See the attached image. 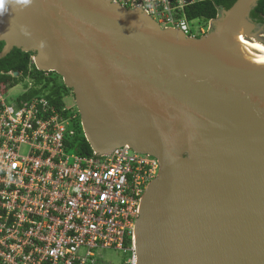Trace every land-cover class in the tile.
Instances as JSON below:
<instances>
[{
    "label": "water",
    "instance_id": "95a60500",
    "mask_svg": "<svg viewBox=\"0 0 264 264\" xmlns=\"http://www.w3.org/2000/svg\"><path fill=\"white\" fill-rule=\"evenodd\" d=\"M258 1L220 9L200 38L112 0H31L0 16V59L19 48L56 72L92 150L156 157L135 221L137 264H264Z\"/></svg>",
    "mask_w": 264,
    "mask_h": 264
},
{
    "label": "built area",
    "instance_id": "2783aa9c",
    "mask_svg": "<svg viewBox=\"0 0 264 264\" xmlns=\"http://www.w3.org/2000/svg\"><path fill=\"white\" fill-rule=\"evenodd\" d=\"M112 1L188 38L207 29L194 34L189 22L201 19L185 15L205 0ZM77 116L44 95L8 104L0 94V264H95L97 248L122 250L125 264H137L135 221L158 161L129 145L69 153Z\"/></svg>",
    "mask_w": 264,
    "mask_h": 264
},
{
    "label": "trees",
    "instance_id": "16d2710c",
    "mask_svg": "<svg viewBox=\"0 0 264 264\" xmlns=\"http://www.w3.org/2000/svg\"><path fill=\"white\" fill-rule=\"evenodd\" d=\"M236 0H205L194 3L185 8L187 19H201L205 22L214 19L220 9L227 10ZM249 19L257 27L264 25V0H259L249 11ZM4 42L0 41V51ZM33 52H25L19 48H13L4 58L0 59V85L6 83L11 78L10 72H17L18 76L32 80L31 87L24 92L20 100H27L34 96L44 95L48 100L61 107L62 99L71 92L67 88L62 78L54 71L44 72L38 70L32 62ZM14 78V77H13ZM17 83V80L14 81ZM74 134L67 141L68 150L78 155H90L92 149L86 140L79 114L72 123Z\"/></svg>",
    "mask_w": 264,
    "mask_h": 264
},
{
    "label": "rangeland",
    "instance_id": "374dc122",
    "mask_svg": "<svg viewBox=\"0 0 264 264\" xmlns=\"http://www.w3.org/2000/svg\"><path fill=\"white\" fill-rule=\"evenodd\" d=\"M219 13L220 12L218 11V14ZM200 25H203L204 28L207 27L204 34H207L208 30L210 32L212 28L210 27L208 29V23L204 22L203 20H192L189 22V26L194 34L198 32V27ZM261 29L264 30V26ZM201 36L202 35H200L198 38H200ZM15 80H17V83L14 82ZM32 83V80H30L29 78H23L21 76H18V74L13 73L11 74V78L8 79L6 83L0 85V94L8 104H11L12 102L20 98L21 95L31 87ZM62 102L66 107L72 109L73 111H77L72 92H70L68 95H65L62 99ZM72 152V150L69 151V153ZM93 252L94 259L96 260L95 264H125V261L129 257L128 253L115 248H97Z\"/></svg>",
    "mask_w": 264,
    "mask_h": 264
},
{
    "label": "clouds",
    "instance_id": "9594fccd",
    "mask_svg": "<svg viewBox=\"0 0 264 264\" xmlns=\"http://www.w3.org/2000/svg\"><path fill=\"white\" fill-rule=\"evenodd\" d=\"M30 3L31 0H0V16H3L13 5L28 6Z\"/></svg>",
    "mask_w": 264,
    "mask_h": 264
},
{
    "label": "flooded vegetation",
    "instance_id": "af4514ba",
    "mask_svg": "<svg viewBox=\"0 0 264 264\" xmlns=\"http://www.w3.org/2000/svg\"><path fill=\"white\" fill-rule=\"evenodd\" d=\"M264 25L258 26L255 30L261 29Z\"/></svg>",
    "mask_w": 264,
    "mask_h": 264
}]
</instances>
